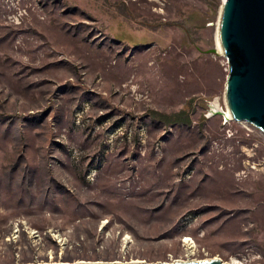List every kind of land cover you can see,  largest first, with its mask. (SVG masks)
Wrapping results in <instances>:
<instances>
[{"label":"rangeland","instance_id":"374dc122","mask_svg":"<svg viewBox=\"0 0 264 264\" xmlns=\"http://www.w3.org/2000/svg\"><path fill=\"white\" fill-rule=\"evenodd\" d=\"M223 2L0 0V264H264Z\"/></svg>","mask_w":264,"mask_h":264},{"label":"water","instance_id":"95a60500","mask_svg":"<svg viewBox=\"0 0 264 264\" xmlns=\"http://www.w3.org/2000/svg\"><path fill=\"white\" fill-rule=\"evenodd\" d=\"M220 36L231 70L227 82L229 108L238 120L264 130V0H225ZM217 52V48L212 49ZM214 113L224 110L213 105ZM227 120V118H226ZM54 264H228L218 259L170 263Z\"/></svg>","mask_w":264,"mask_h":264},{"label":"bare ground","instance_id":"6f19581e","mask_svg":"<svg viewBox=\"0 0 264 264\" xmlns=\"http://www.w3.org/2000/svg\"><path fill=\"white\" fill-rule=\"evenodd\" d=\"M223 9H224V2L222 4V8H221V14H220V20H219V26H218V34H217V44H218L217 52L221 53V54L222 53L225 54V51H224V48H223V45H222V41H221V36H220V28H221V19H222ZM226 116H227L226 117L227 120H229L231 118H235V116H234V114H233V112H232V110L230 108L228 109ZM107 222H108V220H104L103 221V225H106ZM185 241L190 247H194L196 245L194 239L191 238V237H186ZM76 263H84V262H76ZM86 263H88V262H86ZM99 263H103V262H99ZM108 263H122V262H108ZM123 263H144V262H123Z\"/></svg>","mask_w":264,"mask_h":264},{"label":"trees","instance_id":"16d2710c","mask_svg":"<svg viewBox=\"0 0 264 264\" xmlns=\"http://www.w3.org/2000/svg\"><path fill=\"white\" fill-rule=\"evenodd\" d=\"M179 114H181V113H179ZM179 114H178V115H179ZM178 115H177V116H178ZM176 120H178V121H181V119H180V118H179V119H176ZM189 120H190V119H189Z\"/></svg>","mask_w":264,"mask_h":264}]
</instances>
